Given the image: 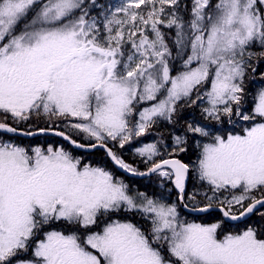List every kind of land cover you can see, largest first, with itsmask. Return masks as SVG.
Returning a JSON list of instances; mask_svg holds the SVG:
<instances>
[{
	"label": "snow or ice",
	"instance_id": "6c2138e0",
	"mask_svg": "<svg viewBox=\"0 0 264 264\" xmlns=\"http://www.w3.org/2000/svg\"><path fill=\"white\" fill-rule=\"evenodd\" d=\"M256 4L192 0L188 15L177 8L164 19V6L178 0H122L107 11L98 0H0V264H264V227L221 235L222 221L197 223L179 211L218 210L235 221L264 206V88L250 112L243 96L246 69L255 73L252 58L264 57ZM198 102H206L205 121L223 125L227 117L234 127L193 121L172 135L169 157L186 150L189 133L209 141L192 166L207 191L188 203L189 164L146 143L134 150L147 166L141 172L115 147L161 120L177 124L178 110ZM33 116L45 126H13ZM50 132L72 149H104L124 172L158 174L178 202L131 192L114 170L84 163L66 146L29 148L4 136Z\"/></svg>",
	"mask_w": 264,
	"mask_h": 264
},
{
	"label": "trees",
	"instance_id": "16d2710c",
	"mask_svg": "<svg viewBox=\"0 0 264 264\" xmlns=\"http://www.w3.org/2000/svg\"><path fill=\"white\" fill-rule=\"evenodd\" d=\"M214 2V0H213ZM191 4L192 0H178L177 6H168L165 5V16L164 19L170 14L172 11H177L178 8V14L181 16H186L191 11ZM163 33H165L166 36H171V32L169 29H167L163 24L158 26ZM252 51L259 53L261 51L260 47L257 45ZM173 55H175V52H173ZM174 67L172 74H176V71L180 69V64L176 61L172 62ZM252 67L256 68V72L253 73L251 70V67L246 69V76L244 80V108L247 111H251L254 104V96L257 93V91L260 88H264V79L261 78V74H264V57H261L259 55L254 56L251 61ZM258 89V90H257ZM4 118L3 114H0V120ZM175 119L178 121L177 124L172 125L169 123L164 122V120H161L156 126H154L148 133H146L144 136L139 137L142 141L141 142H152L154 141V130H158V147L160 149V152L163 154V158H178L182 162L189 164L192 168L193 164H195L199 157V149L195 145V142L197 141V137H193L192 134H188L187 138V147L186 150L182 153L174 154L173 157H169L166 153V151H162L163 144L166 142L165 146H168L170 144L169 138L172 137L173 134H183L187 124L190 122H198L201 124L205 123H211L213 126L215 123H212L210 121H205L204 116L201 113L200 109L198 108V105L194 106H183L178 110V113L175 117ZM227 119H224V121ZM8 123L13 124V121L11 117L8 118ZM59 125L60 129L64 128V124L60 121L56 122ZM18 127L21 131L27 132V131H35L37 127L45 126V120L43 118L37 119L35 116H33L29 121H22L18 125H13ZM215 127V126H214ZM5 136V135H4ZM5 138H11L16 143L21 144L22 146L27 147H33V146H41L43 148H47L49 144H52L54 147L59 146H66L69 150L73 151V154L76 156H79L84 163H90L94 166H107L109 170H114L116 172V175L122 179L130 189H135L139 192H145L148 196L157 197L160 198L163 196V198H167L169 200H175L178 202V195L174 191L172 187V183L165 179H159L155 178L156 174H152L150 177L146 179H133L126 177L120 173L117 172V170L114 169L112 166L110 160L106 156V154L100 150H95L90 153H84L79 152L77 150L72 149L69 145H66V143L59 138L56 137H45V136H37L30 139H22V138H16V137H9L5 136ZM77 139H81L80 137H76ZM138 138V139H139ZM135 147L134 143H128L124 146L123 149L119 148V146L116 144L115 150L118 151V153L125 159L126 162L131 164L133 167H136L139 171L144 172L147 170V166L142 162V159L138 156H136L133 153V149L131 148ZM172 151V150H171ZM168 151V152H171ZM193 171V169L191 170ZM190 172V171H189ZM194 180L190 179L187 182L186 186V193H185V200L187 198V194L191 193L194 189L196 190L195 185L193 184ZM198 190H201V192L207 191V185L206 184H199L197 185ZM211 195V193H208ZM239 194V193H238ZM197 199H200L198 197ZM248 203H251V201H246L244 204V207L247 206ZM243 210L239 209L237 210L236 214L241 212ZM181 212V215L183 218L189 220V221H195L197 223H214L217 220L222 221L221 223V229L218 231L221 232V235L224 232L227 231H237V230H243L246 227L252 226L255 228L264 227V208L258 210L255 212L252 216H250L246 221L240 224H228L225 223L221 217V214L216 212H210L208 214H205L201 217H192L184 214V212L179 209ZM114 218H120L124 219L125 216L121 214H117ZM128 219H138V217H135L133 214L127 215Z\"/></svg>",
	"mask_w": 264,
	"mask_h": 264
},
{
	"label": "rangeland",
	"instance_id": "374dc122",
	"mask_svg": "<svg viewBox=\"0 0 264 264\" xmlns=\"http://www.w3.org/2000/svg\"><path fill=\"white\" fill-rule=\"evenodd\" d=\"M214 2H215V0H214ZM122 3V0H98V11H107L108 9H111V10H114L116 7H118L120 4ZM256 8H258L259 10H260V12L261 13H264V4H261V3H259V0H257V4H256ZM121 16H122V13L120 14ZM166 19H167V17H166ZM126 47H130V45L129 46H126ZM175 75V74H174ZM206 88H210V81L208 82V84L205 86ZM261 89V88H260ZM259 89V90H260ZM258 90V89H257ZM258 90V91H259ZM257 91V92H258ZM198 108L200 109V111H201V108L203 107V106H206V102L202 105V104H200L199 102H198ZM146 106H149V104H144V103H141V104H138L137 105V108H143V107H146ZM253 107H254V104H253ZM201 113H202V111H201ZM203 114V113H202ZM203 116H204V114H203ZM223 119H227V117H223ZM233 119H237L236 117H233ZM164 122H166V123H168L166 120H164ZM212 123H215V122H212ZM215 127H223V128H225V129H231V128H233L234 126L233 125H230V124H228L227 123V120H225V122H224V124L223 125H214ZM237 130H239L238 128H237ZM157 134H158V130L156 131V130H154V141H152V142H141L142 140L139 138V137H137V138H134L132 141H130L129 143H134L135 144V147L134 148H131V149H133V153L135 154V152H134V150L136 149V148H138V147H142L144 144H146V143H158V137H157ZM139 138V139H138ZM169 141H170V144L168 145V146H165L166 145V142L163 144V149H162V151H166V152H168V151H171L172 150V139L171 138H169L168 139ZM200 141V147H198V149H199V152L201 151V149H202V146H203V143H207V142H209L208 140H204V139H202V138H199V137H197V141ZM197 141L195 142V145L197 146ZM111 143V142H110ZM117 145L119 146V144L117 143ZM198 163V160H197V162L195 163V164H197ZM195 164H193V166L195 165ZM191 167V166H190ZM192 170V168H190V172H189V177H190V179H192V180H194V182H193V184L195 185V187H196V190L194 189L191 193H188L186 196H188L189 194H192L193 192H201V190H198V187H197V185L199 186V184H203L202 182H200L199 180H198V178H197V176H196V174H195V172H194V170L193 171H191ZM156 177L155 178H157V180H158V178L159 179H164V178H162V177H159L158 176V174H156L155 175ZM130 189V188H129ZM130 191L131 192H137L135 189H130ZM202 193V192H201ZM238 194V193H237ZM150 197H152V196H150ZM199 197V196H198ZM197 197V198H198ZM154 198H157V197H154ZM165 200H166V202H168V203H171V202H174L175 200H169V199H167V198H164ZM186 202H188V203H191L190 201H187V198H186ZM239 209H242L240 206H235L234 207V209H233V211H234V213L236 214L237 212V210H239Z\"/></svg>",
	"mask_w": 264,
	"mask_h": 264
},
{
	"label": "water",
	"instance_id": "95a60500",
	"mask_svg": "<svg viewBox=\"0 0 264 264\" xmlns=\"http://www.w3.org/2000/svg\"><path fill=\"white\" fill-rule=\"evenodd\" d=\"M21 131V130H20ZM21 132H24V131H21ZM5 136H9V137H16V138H22V139H30V138H34V137H37V136H45V137H56V138H59L60 140L63 141V139L61 137H58V136H55L54 134H52L51 132L48 133V134H37V135H34V136H25V135H22V134H19V135H15L13 136V134H4ZM66 143V142H65ZM71 147V146H70ZM74 150H77L79 152H84V153H90L92 151H95V150H100L102 152H104L106 154V152L104 151V149H101V148H96V149H74ZM107 156V155H106ZM108 159L110 160V158L108 157ZM178 159V158H177ZM112 166L114 167L115 170H117L118 173L126 176V177H129V178H133V179H146L148 177H150L152 174L150 175H147V176H138V175H132L131 173H127V172H124L122 169H117L116 166L112 163V161L110 160ZM147 171V170H146ZM145 172V171H144ZM189 180V174H188V178L186 180V186H187V182ZM172 187L174 189V191L177 193L178 195V190L175 189L174 185L172 184ZM247 207V206H246ZM264 208V206H261V205H257L256 208L253 210V212L251 213H248L246 214L245 217H241L239 220H230V219H227V218H224L222 213H220L218 210H214V211H210V212H216V213H219L221 214V217L223 219V221L225 223H228V224H240V223H243L244 221H246L250 216H252L255 212H257L258 210ZM181 210L184 212V214L188 215V216H192V217H201L205 214H208V213H191V214H188L187 211L181 206ZM243 211V210H242ZM240 213V212H239ZM236 214V215H239Z\"/></svg>",
	"mask_w": 264,
	"mask_h": 264
}]
</instances>
